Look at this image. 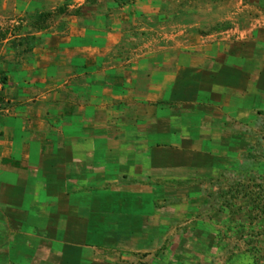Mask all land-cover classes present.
<instances>
[{
	"label": "crops",
	"instance_id": "crops-1",
	"mask_svg": "<svg viewBox=\"0 0 264 264\" xmlns=\"http://www.w3.org/2000/svg\"><path fill=\"white\" fill-rule=\"evenodd\" d=\"M85 2L0 0V19L69 12L51 31L35 29L29 56L5 40L0 264H76V243L125 226L110 211L155 193L176 167L205 172L264 110V21L244 39L164 24L133 48L123 23L154 17L161 0H135L110 29L70 14Z\"/></svg>",
	"mask_w": 264,
	"mask_h": 264
},
{
	"label": "rangeland",
	"instance_id": "rangeland-1",
	"mask_svg": "<svg viewBox=\"0 0 264 264\" xmlns=\"http://www.w3.org/2000/svg\"><path fill=\"white\" fill-rule=\"evenodd\" d=\"M134 2L86 0L70 14L110 29L112 14ZM67 9L60 7L45 19H0V103L8 79L2 66L8 61L5 40L12 37L7 44L15 47L16 57L29 56L35 29L51 31ZM263 21L264 0H161L154 17L137 13L136 19L123 23L124 42L137 48L158 36L149 28L161 30L164 24L186 25L202 36L225 32L244 39L243 30ZM21 31L25 36H17ZM255 116L252 128H236L234 138L220 146L219 160L205 163V172L176 167L170 177L156 179L155 193L134 195L132 204L125 200L119 210L110 211L123 214L129 224L104 225L106 241L76 243V264H264V110Z\"/></svg>",
	"mask_w": 264,
	"mask_h": 264
},
{
	"label": "trees",
	"instance_id": "trees-1",
	"mask_svg": "<svg viewBox=\"0 0 264 264\" xmlns=\"http://www.w3.org/2000/svg\"><path fill=\"white\" fill-rule=\"evenodd\" d=\"M89 2H91V3H94V2H96L97 0H88ZM52 14H54L53 12H48V13H42L40 16H41V18L42 19H45L46 17H49V16H51ZM0 99H1V97H0Z\"/></svg>",
	"mask_w": 264,
	"mask_h": 264
}]
</instances>
